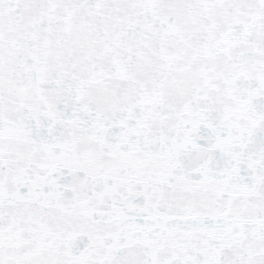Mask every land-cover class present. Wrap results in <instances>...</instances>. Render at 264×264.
Wrapping results in <instances>:
<instances>
[{
	"label": "snow or ice",
	"instance_id": "snow-or-ice-1",
	"mask_svg": "<svg viewBox=\"0 0 264 264\" xmlns=\"http://www.w3.org/2000/svg\"><path fill=\"white\" fill-rule=\"evenodd\" d=\"M0 264H264V0H0Z\"/></svg>",
	"mask_w": 264,
	"mask_h": 264
}]
</instances>
